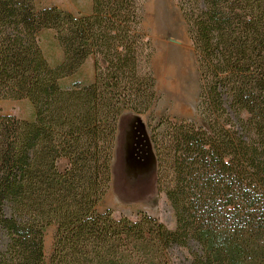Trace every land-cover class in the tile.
I'll return each instance as SVG.
<instances>
[{"label": "trees", "instance_id": "trees-1", "mask_svg": "<svg viewBox=\"0 0 264 264\" xmlns=\"http://www.w3.org/2000/svg\"><path fill=\"white\" fill-rule=\"evenodd\" d=\"M144 0H92L77 15L0 0V264H264V0H177L199 72L201 123L166 121L150 138L157 190L176 225L96 210L110 188L120 116L158 96ZM53 29L62 59L39 42ZM94 56L88 84L61 80ZM159 125V124H158ZM66 157L68 166L57 167Z\"/></svg>", "mask_w": 264, "mask_h": 264}, {"label": "rangeland", "instance_id": "rangeland-1", "mask_svg": "<svg viewBox=\"0 0 264 264\" xmlns=\"http://www.w3.org/2000/svg\"><path fill=\"white\" fill-rule=\"evenodd\" d=\"M36 6L38 8L57 6L77 15L92 12V0H36ZM143 27L153 47L151 69L158 98L144 113L127 110L120 116L112 161L111 185L96 206V210L103 212L111 209L116 216L129 217H135L141 211L156 217L172 229L176 225L175 215L164 193L157 190L158 161L150 133L154 127H157L156 132L162 131L167 125V120L201 123V117L196 115L199 72L187 24L177 0H144ZM39 42L44 55L52 65L61 61L62 49L53 29H42L39 33ZM166 47L177 54L178 50L191 66L184 79L180 78V75L177 76L179 86L171 92L160 86L159 69L156 65L158 53ZM178 56L180 57L179 54ZM182 68L184 69V66ZM94 75V56H90L60 83L63 87L77 82L88 84L93 81ZM187 86H191L192 90H187ZM186 90L188 93L185 96ZM0 114H13L20 118L31 119L34 116V109L27 99H0ZM67 166L66 157L57 159L59 170L63 171ZM55 232V224L49 225L44 231L46 264H49Z\"/></svg>", "mask_w": 264, "mask_h": 264}, {"label": "bare ground", "instance_id": "bare-ground-1", "mask_svg": "<svg viewBox=\"0 0 264 264\" xmlns=\"http://www.w3.org/2000/svg\"><path fill=\"white\" fill-rule=\"evenodd\" d=\"M177 52L180 57L177 53L173 52L171 48L166 47L165 49L160 50V53L157 55L156 65L159 69V71H157L160 79V86L169 92L179 86L177 76L180 75V78L184 79L187 75L188 68L191 67L189 61H186L184 56L178 50ZM183 66L184 69L182 68ZM180 68L182 69L180 70ZM187 87V90H192L191 86ZM187 90L185 91V96L186 93H188Z\"/></svg>", "mask_w": 264, "mask_h": 264}]
</instances>
